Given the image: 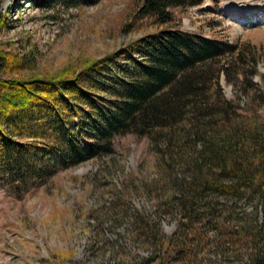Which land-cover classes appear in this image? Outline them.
I'll return each mask as SVG.
<instances>
[{
	"label": "trees",
	"instance_id": "trees-1",
	"mask_svg": "<svg viewBox=\"0 0 264 264\" xmlns=\"http://www.w3.org/2000/svg\"><path fill=\"white\" fill-rule=\"evenodd\" d=\"M29 1L76 8L99 0ZM202 1L139 0L134 19L158 28L76 72L3 76L22 62L0 52V179L7 187L23 195L59 170L108 154L114 136L130 133L144 136L167 170L184 169L173 184L179 219L215 220L222 199L264 198V93L253 81L259 58L253 47L241 51L176 25L175 10ZM220 76L233 98L223 94Z\"/></svg>",
	"mask_w": 264,
	"mask_h": 264
},
{
	"label": "rangeland",
	"instance_id": "rangeland-1",
	"mask_svg": "<svg viewBox=\"0 0 264 264\" xmlns=\"http://www.w3.org/2000/svg\"><path fill=\"white\" fill-rule=\"evenodd\" d=\"M138 2L66 8L0 0L7 21L0 52L22 62L3 76L76 72L154 31L134 19ZM175 14L182 30L253 47V81L264 93V0H203ZM219 86L234 97L222 76ZM184 174L180 166L167 170L144 136L127 133L113 137L108 154L59 170L23 195L0 179V264H264V198L222 199L219 218L192 224L174 213L173 184Z\"/></svg>",
	"mask_w": 264,
	"mask_h": 264
}]
</instances>
